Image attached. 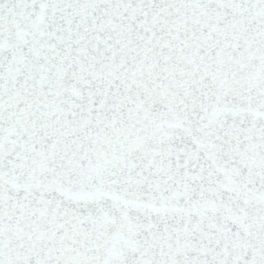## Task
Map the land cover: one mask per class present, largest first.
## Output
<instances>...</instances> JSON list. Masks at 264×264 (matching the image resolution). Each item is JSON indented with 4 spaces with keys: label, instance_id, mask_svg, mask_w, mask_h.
<instances>
[{
    "label": "snow or ice",
    "instance_id": "6c2138e0",
    "mask_svg": "<svg viewBox=\"0 0 264 264\" xmlns=\"http://www.w3.org/2000/svg\"><path fill=\"white\" fill-rule=\"evenodd\" d=\"M0 264H264V0H0Z\"/></svg>",
    "mask_w": 264,
    "mask_h": 264
}]
</instances>
